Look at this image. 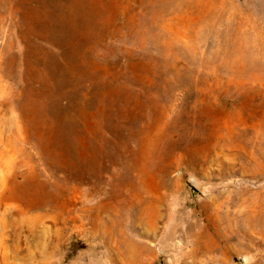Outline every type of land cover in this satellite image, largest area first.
Here are the masks:
<instances>
[{
	"label": "rangeland",
	"instance_id": "rangeland-1",
	"mask_svg": "<svg viewBox=\"0 0 264 264\" xmlns=\"http://www.w3.org/2000/svg\"><path fill=\"white\" fill-rule=\"evenodd\" d=\"M0 264H264V0H0Z\"/></svg>",
	"mask_w": 264,
	"mask_h": 264
},
{
	"label": "bare ground",
	"instance_id": "bare-ground-1",
	"mask_svg": "<svg viewBox=\"0 0 264 264\" xmlns=\"http://www.w3.org/2000/svg\"><path fill=\"white\" fill-rule=\"evenodd\" d=\"M252 215H253V213H252ZM251 215V216H252ZM252 221V220H251ZM231 229V228H230ZM231 232H232V229H231ZM240 232V231H239ZM226 233H228V232H226ZM234 233V232H233ZM248 234V233H247ZM231 235V234H230ZM243 235V234H242ZM245 236V235H244ZM247 236V235H246ZM232 237V236H231ZM229 239H230V237H229ZM226 240V239H225ZM246 242V241H245ZM234 244V243H233ZM245 244V243H244ZM235 245V244H234ZM237 245V244H236ZM239 246V245H238ZM249 246V245H248ZM235 248H236V246H235ZM242 248H240V250H241ZM247 250H249V249H247ZM245 252V251H244Z\"/></svg>",
	"mask_w": 264,
	"mask_h": 264
}]
</instances>
